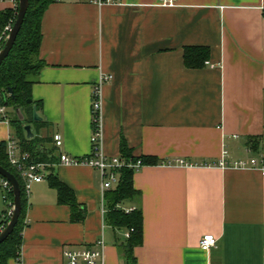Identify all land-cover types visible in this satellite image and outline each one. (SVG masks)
<instances>
[{
  "label": "crops",
  "instance_id": "0c3cea01",
  "mask_svg": "<svg viewBox=\"0 0 264 264\" xmlns=\"http://www.w3.org/2000/svg\"><path fill=\"white\" fill-rule=\"evenodd\" d=\"M112 1L56 0L42 16L44 66L30 89L40 120L32 108L31 121L23 111L22 126L33 127L52 174L72 190L85 218L71 221L46 171L26 194L20 264H64L65 249L97 248L99 239L104 264H128V232L108 224L99 172L59 164L61 154L91 153L100 73L112 77L101 89L102 153L119 157L124 141L132 156L160 161L134 173L139 194L119 206L142 214L133 264H264V177L210 166L223 153L228 163L264 158V0H178L171 7ZM13 6L0 0V13ZM191 46L209 50L204 67L184 66L183 50ZM10 120L4 106L0 143L12 140L22 153ZM170 160L193 166L163 164ZM204 235L216 239L207 252L199 248Z\"/></svg>",
  "mask_w": 264,
  "mask_h": 264
},
{
  "label": "trees",
  "instance_id": "16d2710c",
  "mask_svg": "<svg viewBox=\"0 0 264 264\" xmlns=\"http://www.w3.org/2000/svg\"><path fill=\"white\" fill-rule=\"evenodd\" d=\"M55 1L29 0L28 9L13 49L0 66V106H10L14 112L17 107H20L22 111L25 107H28L30 114L33 107L38 108L37 103L31 99L30 89L37 82L38 74L44 66V63L39 59V49L42 40V16L47 7ZM13 17V10L0 13V33H2L4 27ZM0 42L3 44V39ZM208 56L209 50L205 47H185L183 50L184 66L188 69L202 68ZM27 100L31 101L28 105ZM9 123L15 129L20 151L27 153L30 161L44 163L48 166L45 169L47 171L46 179L57 193V202L70 208L71 221L82 222L85 218V210L76 202L72 190L52 174L51 167H49L51 162L48 159L46 150L38 148L37 143L40 141L25 137L22 123L17 120L15 113ZM6 149V143H0V167L12 173L17 179L20 186L22 209L13 232L0 244V264H7L10 258H15L20 263L21 238L25 226L23 223L26 200L24 182L18 172L9 164ZM120 154L119 157L125 164L133 163L136 160H140L142 166H156L160 163L154 157L132 156L124 141H121L120 144ZM135 172L124 165L118 171V184L113 189L106 191L104 195L108 224L115 229H125L128 232V237L123 247L128 264H133L132 250L142 242V214L136 208L126 212L119 206L122 202L132 200L139 194L133 186ZM6 199L10 203L13 202L12 191L7 193ZM1 224L2 221L0 219Z\"/></svg>",
  "mask_w": 264,
  "mask_h": 264
},
{
  "label": "built area",
  "instance_id": "2783aa9c",
  "mask_svg": "<svg viewBox=\"0 0 264 264\" xmlns=\"http://www.w3.org/2000/svg\"><path fill=\"white\" fill-rule=\"evenodd\" d=\"M13 1V13L14 17L9 20L1 33V39L5 41L9 31L11 30L18 12V0ZM94 4L102 6L112 3V0H91ZM178 0H158V3L162 6L171 7L177 3ZM4 43V42H3ZM3 44L0 42V50ZM112 77L110 75L100 73L98 82L95 85L92 93L91 104V153L84 157H69L65 154L59 156V164L69 166H86L98 171L101 177V193H105L113 189L118 184V171L124 165L138 171L142 166L140 160H136L133 163L125 164L120 157H107L101 151L102 142V125H101V89L104 83L109 81ZM0 114H4V107L0 106ZM53 143L55 147L59 148L62 145L61 136L59 134L53 135ZM250 150L247 149L246 152ZM6 154L9 164L18 172L24 182L25 193L27 194L32 183H38L45 179V169L48 167L44 163H34L30 161V157L27 153H18L17 147L14 141L10 140L7 144ZM225 153L222 154L221 159L213 165L221 169L233 168V169H249L257 171L264 177V158L248 157L245 159H239L228 163L224 160ZM167 166L179 165L185 167H191L193 165L187 164L182 160H170L163 163ZM198 166V165H195ZM200 166H209V164H201ZM0 188L5 193V198L8 192L12 191L9 182L0 176ZM9 208L5 213L0 215L2 224L0 225V233L6 227L11 215H12V203L9 202ZM127 210L128 211H131ZM128 236V235H126ZM97 248H75L65 249L62 253L64 264H104V242L99 239L96 242ZM216 245V239L212 235H204L199 241V248L202 251H209ZM20 264V263H18Z\"/></svg>",
  "mask_w": 264,
  "mask_h": 264
},
{
  "label": "water",
  "instance_id": "95a60500",
  "mask_svg": "<svg viewBox=\"0 0 264 264\" xmlns=\"http://www.w3.org/2000/svg\"><path fill=\"white\" fill-rule=\"evenodd\" d=\"M28 5H29V0H18V12L16 15V20L3 43L2 49L0 50V66L3 63V61L8 57L11 50L13 49L17 36L21 30L24 17L28 9ZM30 102H31L30 100H27V104H30ZM15 116L17 120L20 121L22 124L25 122V115L20 107H17L15 109ZM33 119L34 121L40 120V117L37 115L34 107H33ZM23 130L26 133V138L31 139L33 135L31 133L30 125H24ZM0 176H2L4 179H6L9 182L13 194L12 215L6 227L0 233V244H1L13 232L21 214L22 204H21L20 186L15 176L6 169H4L3 167H0Z\"/></svg>",
  "mask_w": 264,
  "mask_h": 264
},
{
  "label": "rangeland",
  "instance_id": "374dc122",
  "mask_svg": "<svg viewBox=\"0 0 264 264\" xmlns=\"http://www.w3.org/2000/svg\"><path fill=\"white\" fill-rule=\"evenodd\" d=\"M28 105V104H27ZM28 107H25L24 109H23V111H25V112H28V117H27V119H29L30 120V116H29V109H27ZM14 111H13V109L10 107V106H5V115H6V117L8 118V119H12L13 117H14ZM33 119V118H32ZM31 121V120H30ZM31 131L32 132H34V129H33V127H32V129H31ZM0 211L1 210H6L8 207H7V205H8V199H6V200H3L4 198H5V193L0 189ZM3 194V195H2Z\"/></svg>",
  "mask_w": 264,
  "mask_h": 264
}]
</instances>
